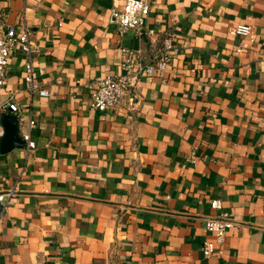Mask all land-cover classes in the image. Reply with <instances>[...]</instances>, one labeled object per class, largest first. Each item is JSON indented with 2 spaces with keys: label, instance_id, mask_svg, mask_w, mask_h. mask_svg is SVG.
<instances>
[{
  "label": "crops",
  "instance_id": "obj_1",
  "mask_svg": "<svg viewBox=\"0 0 264 264\" xmlns=\"http://www.w3.org/2000/svg\"><path fill=\"white\" fill-rule=\"evenodd\" d=\"M123 0H0V23L29 27L0 88L35 148L0 150V264H264V0H150L145 28L174 32L171 64L89 106L88 82L119 71ZM253 27L247 46L233 34ZM48 95L25 87V64ZM7 111V110H6ZM20 133V132H19ZM217 198L233 224L204 255Z\"/></svg>",
  "mask_w": 264,
  "mask_h": 264
},
{
  "label": "built area",
  "instance_id": "obj_2",
  "mask_svg": "<svg viewBox=\"0 0 264 264\" xmlns=\"http://www.w3.org/2000/svg\"><path fill=\"white\" fill-rule=\"evenodd\" d=\"M150 0H123L121 9L112 8L110 18L118 23L119 31H133L135 34H146L149 37H160L159 44L150 47V53L145 56L139 47L123 46L119 71L114 74H104L93 78L88 82L89 106L99 110L117 106L123 94L134 88L142 78H150L165 70L172 62L180 47L175 41L174 32L171 30L160 31L149 28L146 30V17L150 11ZM30 29L27 25L16 26L14 24L0 23V88L5 83V70L10 54L16 43L30 54L34 45L29 39ZM233 34L241 38L236 46L237 50L244 49L247 44L244 39L253 37V27L249 23H239L233 28ZM25 87L30 92L36 91L40 95H48V90L41 86L33 75L30 59L25 64ZM11 110L16 114L18 130L24 140V149L28 154L35 148V141L31 137L30 128L34 124L32 118L25 119L18 103L9 100L0 106L1 111ZM4 133V127L0 119V139ZM14 192L11 188L7 192L0 193V214L6 208L7 199ZM210 205L217 212L205 220V229L212 234V239L203 240L201 250L204 255H210L219 251L215 244H221L225 238L226 230L233 224L228 211L223 209L217 198L210 200Z\"/></svg>",
  "mask_w": 264,
  "mask_h": 264
},
{
  "label": "water",
  "instance_id": "obj_3",
  "mask_svg": "<svg viewBox=\"0 0 264 264\" xmlns=\"http://www.w3.org/2000/svg\"><path fill=\"white\" fill-rule=\"evenodd\" d=\"M0 119L4 127V133L0 139V150L7 151L15 146H23L24 140L18 130L16 114L11 110L1 111Z\"/></svg>",
  "mask_w": 264,
  "mask_h": 264
}]
</instances>
